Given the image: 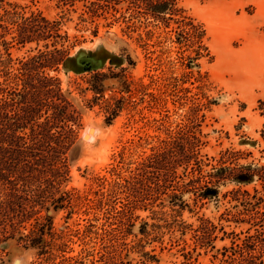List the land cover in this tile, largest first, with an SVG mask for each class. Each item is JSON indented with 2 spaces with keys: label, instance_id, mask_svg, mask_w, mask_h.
<instances>
[{
  "label": "rangeland",
  "instance_id": "rangeland-1",
  "mask_svg": "<svg viewBox=\"0 0 264 264\" xmlns=\"http://www.w3.org/2000/svg\"><path fill=\"white\" fill-rule=\"evenodd\" d=\"M29 74L59 78L76 111L60 187L71 199L38 214L53 256L12 241L0 264H222L223 247L259 227L264 180L226 179L218 200L202 189L215 167L264 166V0H0V127L2 98ZM8 100L31 115V98ZM0 149V161L13 153ZM154 152L165 168H139Z\"/></svg>",
  "mask_w": 264,
  "mask_h": 264
},
{
  "label": "trees",
  "instance_id": "trees-1",
  "mask_svg": "<svg viewBox=\"0 0 264 264\" xmlns=\"http://www.w3.org/2000/svg\"><path fill=\"white\" fill-rule=\"evenodd\" d=\"M29 21L25 19V22L19 23L20 30L21 27H26ZM33 38L32 35H27L22 36L21 40L29 42ZM44 38L47 39L48 35ZM46 46L48 47L49 44L47 43ZM52 52L53 50H47L46 54ZM60 60L64 61V59ZM43 66L51 67L52 64L50 60H47V64ZM31 75L29 74V77L27 75V79L23 81V89L9 95L6 94V97L1 100L3 101L4 116L2 119L4 123L0 127V146L7 145L13 153L7 152L10 155L5 156L6 160H10V162L0 161V248L12 241H17V244L26 248H37L41 254L53 256L54 251L59 248H56L57 245L46 237L47 234L52 235L53 223L49 216L45 218L38 214L44 210L60 209L71 199L68 192H61L60 187L63 174L66 173L64 167L66 166L67 152L77 138L73 126L77 125L78 119L75 116L76 111L73 109V104L63 90L59 78L44 75L40 79V85H36L27 81ZM103 76L105 77L104 73H97L90 81L98 93L101 92L102 84L95 83L93 80ZM101 80L103 81V79ZM12 96L21 97L20 101L23 102L30 98L35 102V105L26 107V110L31 112L30 116L22 118L18 111L10 113L8 99ZM43 107H46L45 118L43 122H38L37 119L43 115H41ZM114 117H116V111L107 120L112 121ZM54 129L57 131L52 132ZM188 143L190 147L193 146L191 141ZM0 150L2 151V149ZM46 150L47 154L52 155L50 158L46 154L42 155ZM1 151L0 159L6 154V149ZM192 152H194L193 148ZM160 156L161 154L157 152L150 154L146 161L139 163L141 166L139 168L154 167L159 172L162 171L165 165L162 162L159 163ZM187 158L190 159L191 155H188ZM14 160H23L27 163L20 164ZM158 163L159 165L156 166ZM113 171L116 169L114 168ZM176 174L175 172V176ZM142 175L144 174L138 173L134 176L136 178L134 184L139 181V176ZM208 175L210 180L206 181L207 183L202 189V196L218 200L219 186L222 181L228 179L229 182L238 184L239 182L249 183L259 179L264 180V166L251 163L237 167H215L214 171ZM128 179L130 178H127L130 183ZM209 183L212 185L209 186ZM112 185L120 188L121 182L114 181ZM232 192L239 193L241 189H235ZM244 193L250 194L247 190H244ZM260 199L264 202V198L260 197ZM98 201L101 202L100 199ZM256 214L259 213L256 212ZM256 214L251 217V220L255 225L262 227L264 211L260 213V216ZM30 220L33 221L28 228L30 230L28 233L24 232V229L27 230L26 226ZM259 227L255 228L254 233L249 228L243 238L237 237L232 241L230 247H223L220 252L223 255L222 264H264V228L260 229ZM235 235L238 236V234Z\"/></svg>",
  "mask_w": 264,
  "mask_h": 264
},
{
  "label": "bare ground",
  "instance_id": "bare-ground-1",
  "mask_svg": "<svg viewBox=\"0 0 264 264\" xmlns=\"http://www.w3.org/2000/svg\"><path fill=\"white\" fill-rule=\"evenodd\" d=\"M92 136V135H91ZM91 136L88 133H85L84 136H82V141L83 143H87L88 141L91 140Z\"/></svg>",
  "mask_w": 264,
  "mask_h": 264
},
{
  "label": "water",
  "instance_id": "water-1",
  "mask_svg": "<svg viewBox=\"0 0 264 264\" xmlns=\"http://www.w3.org/2000/svg\"><path fill=\"white\" fill-rule=\"evenodd\" d=\"M93 130H95L93 127H91V128L89 129L90 132H92Z\"/></svg>",
  "mask_w": 264,
  "mask_h": 264
}]
</instances>
